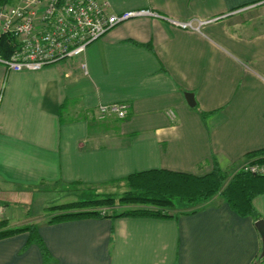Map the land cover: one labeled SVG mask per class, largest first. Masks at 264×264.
Returning a JSON list of instances; mask_svg holds the SVG:
<instances>
[{
	"label": "crops",
	"instance_id": "0c3cea01",
	"mask_svg": "<svg viewBox=\"0 0 264 264\" xmlns=\"http://www.w3.org/2000/svg\"><path fill=\"white\" fill-rule=\"evenodd\" d=\"M107 1L114 13L149 8L176 19H219L198 32L136 17L79 58L37 71L0 63L6 213L20 202L30 214L37 196L48 201L44 192L59 184L103 188L151 168L205 174L214 161L234 170L264 149V0ZM186 92L194 93V107ZM115 103L127 104V116L98 124L99 105ZM214 200L173 217L43 221L37 228L48 256L19 231L0 238V264H255L258 217ZM253 205L264 219V193Z\"/></svg>",
	"mask_w": 264,
	"mask_h": 264
},
{
	"label": "built area",
	"instance_id": "2783aa9c",
	"mask_svg": "<svg viewBox=\"0 0 264 264\" xmlns=\"http://www.w3.org/2000/svg\"><path fill=\"white\" fill-rule=\"evenodd\" d=\"M166 18L171 25L202 32L219 17L176 19L164 17L149 8L114 13L107 0H14L0 3V38L9 37L10 55L0 63L13 71H37L45 66L81 57L87 47L118 24L136 17ZM86 69V63H82ZM125 103L101 104L98 117L115 114L125 118ZM247 170L264 174V164L253 163ZM246 170V169H245ZM0 202V216L6 213Z\"/></svg>",
	"mask_w": 264,
	"mask_h": 264
},
{
	"label": "trees",
	"instance_id": "16d2710c",
	"mask_svg": "<svg viewBox=\"0 0 264 264\" xmlns=\"http://www.w3.org/2000/svg\"><path fill=\"white\" fill-rule=\"evenodd\" d=\"M11 2L12 0H0V3L3 4ZM11 45L8 36L3 35L0 38V47L4 57L10 55ZM260 152L264 153V149L258 153ZM229 173L230 170H223L217 161H214L212 170L205 174L166 168L135 171L125 177L127 190L119 198L111 194L96 193L81 201L58 205L69 208L67 211L53 215L49 222L84 216L173 217L177 215L174 210L178 208V205L195 206L216 195H221L238 214L253 215L262 219L253 205V199L264 193V174L236 171L230 177ZM121 202L125 203L124 205H132L127 209L115 210L114 214L101 213L98 210L101 205L121 206ZM70 208H76V210ZM196 210L194 209L192 212ZM5 225V220L0 221V227ZM0 229V238L19 231L29 232L28 242L38 243L44 256H48V249L38 233L37 225ZM263 263L264 257L259 255L255 264Z\"/></svg>",
	"mask_w": 264,
	"mask_h": 264
},
{
	"label": "rangeland",
	"instance_id": "374dc122",
	"mask_svg": "<svg viewBox=\"0 0 264 264\" xmlns=\"http://www.w3.org/2000/svg\"><path fill=\"white\" fill-rule=\"evenodd\" d=\"M14 0H12L13 2ZM115 114H113L112 116L114 117ZM112 116H106L104 118H100L99 117V123L101 125H106L110 123V121H113V117ZM117 117V116H115ZM118 118V117H117ZM253 163H260V164H264V153H255L253 154L250 158H248L247 161H245L244 163H242L241 165H239L236 169L234 170H230V177L233 173H235L236 171H248L247 170V166ZM246 169V170H245ZM229 177V178H230ZM54 189H52L51 191H46L44 192L43 197L47 198L48 201H42L41 200V195L37 196V203H35L32 207V211L30 212V214L27 213V207L24 206L23 204L20 202L14 203V205H8L10 206V211L8 210V213L5 214V216L7 218L5 219H0V221L5 220L6 221V225L5 226H1L0 228L5 229V228H23V227H27L30 225H37L38 223H42L43 221H49V219L53 216L56 215L57 213H61L62 211H67L68 208L67 207H59L58 205L61 204H66L69 202H76V201H81L82 199H87L92 197V194H100V195H106V194H111L113 196H116L117 198L120 197V195H122L124 193V191L127 190V186L125 184V182L122 183H115L112 184V182H110V184L103 186V188L98 187L96 185H91V184H83L81 182H76V183H72L70 185H64L62 186L61 184H59V186H55L53 187ZM221 195H216L214 197H212L211 199L204 201L198 205L195 206H181L178 205V208H175L176 210H174L177 214L179 213H184V212H192V210L194 209H201L202 207L214 202L215 198L220 197ZM40 198V199H39ZM54 203V204H53ZM122 205L121 206H108V205H101L98 210L101 213H106V214H114L115 210H123V209H127L128 207H131L130 205H124L125 203L121 202ZM16 204V205H15ZM50 205V206H48ZM181 206V207H179ZM73 210H76V208H70ZM14 210V211H13ZM16 215V216H15ZM37 218H31V219H26L24 221H20L22 223L18 224L15 227H10L11 225L9 224V220L12 218V216L16 217L17 220L23 219V217H34V216H38ZM21 216V217H20ZM15 218V219H16ZM40 218V219H39ZM1 230V229H0Z\"/></svg>",
	"mask_w": 264,
	"mask_h": 264
},
{
	"label": "water",
	"instance_id": "95a60500",
	"mask_svg": "<svg viewBox=\"0 0 264 264\" xmlns=\"http://www.w3.org/2000/svg\"><path fill=\"white\" fill-rule=\"evenodd\" d=\"M185 97L191 107H194L196 105V99L193 92H186ZM256 226L262 239V251L260 255L261 257H264V219H259L258 221H256Z\"/></svg>",
	"mask_w": 264,
	"mask_h": 264
}]
</instances>
